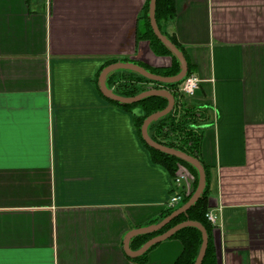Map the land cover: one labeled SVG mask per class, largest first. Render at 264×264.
<instances>
[{
  "label": "crops",
  "instance_id": "1",
  "mask_svg": "<svg viewBox=\"0 0 264 264\" xmlns=\"http://www.w3.org/2000/svg\"><path fill=\"white\" fill-rule=\"evenodd\" d=\"M145 1L0 0V264H174L180 255L173 238L144 262L124 250L174 192L192 193L194 176L184 168L177 186L140 140V108L111 103L99 85L109 58L172 64L136 36ZM173 5L159 23L200 79L189 101L204 117L215 264H264V0ZM130 72H111L106 86L123 90Z\"/></svg>",
  "mask_w": 264,
  "mask_h": 264
},
{
  "label": "trees",
  "instance_id": "2",
  "mask_svg": "<svg viewBox=\"0 0 264 264\" xmlns=\"http://www.w3.org/2000/svg\"><path fill=\"white\" fill-rule=\"evenodd\" d=\"M149 1L146 0L138 16L139 27L137 29L136 36L139 39H146L152 48V51L158 55H169L172 58V64L168 68H145L149 72L161 75V76H173L176 75L179 70L178 59L164 46L159 39L154 35L150 23H149ZM174 15V5L173 0H156L155 4V19L156 23L161 30L160 21H168L172 19ZM162 34L169 39L183 54L182 48L176 42L173 37L166 36L163 32ZM184 55V54H183ZM185 57V55H184ZM186 59V57H185ZM187 61V59H186ZM118 62L117 58H109L104 67H107L113 63ZM187 63V73L186 76L194 73L193 68ZM142 67V66H141ZM134 75L133 80L129 82H124L120 85L123 90H116L114 93L123 97H132L140 94L148 89H165L169 91L174 98V106L172 110L165 116L153 121L148 126V134L153 141L164 145L169 148L179 150L195 159H197L202 165L205 172V186L202 191L201 196L185 213L177 215L169 223H167L160 230L155 232L140 234L134 236L130 241V248L132 250L139 249L145 242L149 239L166 232L173 226L185 222V221H195L203 225L207 233V248L201 264H215V256L213 253V248L210 241V231L212 228L211 222L207 219L206 214L208 209V183H209V168L203 162L201 158V143H202V132L198 128L199 122L204 118L203 112L196 106H192L190 99L186 98L180 91L179 85L182 82L180 80L176 83H160L153 80H149L135 72H130ZM109 100V99H108ZM118 106L125 109L131 110L132 107H138L141 110V114L134 117L135 127L140 137L143 145L149 150L151 159L154 163L164 167L169 175L173 178L176 176L178 167L182 166L189 170L194 176V188L195 190L198 182V172L190 164L176 158L175 156L163 153L161 151L155 150L149 147L141 138V126L143 121L151 114L164 109L168 103L167 99L162 96H147L132 104H123L116 101L109 100ZM175 181V180H174ZM192 191V193H193ZM191 193V194H192ZM180 194V193H179ZM182 197V200L175 207H167L160 215L159 218L150 220L147 225H154L160 222L163 218L171 214L174 210L183 205L191 196ZM170 238L177 239L182 245V251L180 255L175 260L174 264H193L199 249L201 247V233L195 227L187 226L183 227L177 232H175ZM157 244L151 246L145 253L140 256L134 257L132 259L144 262L147 253L151 248Z\"/></svg>",
  "mask_w": 264,
  "mask_h": 264
},
{
  "label": "water",
  "instance_id": "3",
  "mask_svg": "<svg viewBox=\"0 0 264 264\" xmlns=\"http://www.w3.org/2000/svg\"><path fill=\"white\" fill-rule=\"evenodd\" d=\"M155 4H156V0H150L149 1V23L151 26V29L154 33V35L159 39V41L168 48V50L178 59L179 61V66H180V70L176 75L173 76H161V75H156L153 74L151 72H149L148 70H146L145 68L136 65V64H131V63H124V62H116L113 63L107 67H105L100 75L99 78V85H100V89L103 93V95L112 101H116L119 103H123V104H132V103H136L139 100L143 99L144 97L147 96H162L165 97L168 101L166 107L158 112H155L151 115H149L144 121L143 124L141 126V138L143 139V141L151 148L161 151L163 153L175 156L176 158L190 164L191 166H193L197 172H198V182H197V186L195 188V190L193 191V193L191 194V196L189 197V199L183 204L181 205L179 208H177L176 210H174L171 214H169L168 216H166L165 218H163L160 222L148 226V227H143V228H138V229H134L131 232H129L124 240V250L126 252L127 255L131 256V257H137L142 255L143 253H145L151 246L158 244L168 238H170L175 232H177L178 230H180L183 227H187V226H191V227H195L199 230V232L201 233V247L199 249L198 255L194 261L193 264H201L202 260L204 258L205 252H206V248H207V233L205 228L203 227V225H201L198 222L195 221H185L182 223H179L175 226H173L172 228L168 229L166 232L157 235L151 239H149L147 242H145L139 249L137 250H132L129 246L131 239L136 236V235H140V234H146V233H151V232H155L157 230H160L162 227H164L167 223H169L174 217H176L177 215H180L182 213H185L192 205L195 204V202L199 199V197L202 194V191L204 189L205 186V172L204 169L202 167V165L200 164V162L173 148H169L166 147L164 145H161L159 143H156L155 141H153L151 139V137L148 134V126L151 122L156 121L157 119L165 116L167 113H169L173 106H174V98L172 96V94L165 90V89H148L147 91H144L140 94H137L135 96L132 97H123L120 95L115 94L112 90H110L107 86H106V77L113 71L118 70V69H124V70H130L132 72H135L149 80H153L156 82H160V83H165V84H170V83H176L179 82L180 80H182L187 73V63L186 60L183 56V54L181 53V51L169 40L167 39L162 32L160 31L157 23H156V19H155Z\"/></svg>",
  "mask_w": 264,
  "mask_h": 264
},
{
  "label": "built area",
  "instance_id": "4",
  "mask_svg": "<svg viewBox=\"0 0 264 264\" xmlns=\"http://www.w3.org/2000/svg\"><path fill=\"white\" fill-rule=\"evenodd\" d=\"M200 85V79L195 73H191L187 76H185L182 80V82L179 85V91L188 99H192L195 95L196 92L199 88ZM183 169L184 167L179 166L177 175L175 177V183L178 186L180 183V180L184 178L183 176ZM182 200V195L181 193L174 192L173 195L170 197L168 201V207L172 208L178 205V203ZM207 219L211 222L214 223L215 221V216L208 211L206 214Z\"/></svg>",
  "mask_w": 264,
  "mask_h": 264
}]
</instances>
